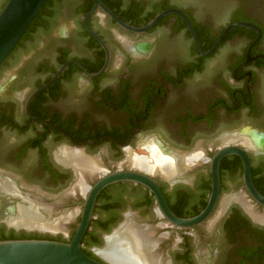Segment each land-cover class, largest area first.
<instances>
[{"label":"flooded vegetation","instance_id":"flooded-vegetation-1","mask_svg":"<svg viewBox=\"0 0 264 264\" xmlns=\"http://www.w3.org/2000/svg\"><path fill=\"white\" fill-rule=\"evenodd\" d=\"M100 2L132 27L145 25L157 11L175 9L188 20L202 52L233 23L255 29L233 27L201 55L175 14L135 34L97 8L85 26L104 45L107 65L87 77L84 72L99 71L106 57L82 23L92 0L47 1L0 64V180L8 178L18 191H0V235L68 242L95 181L124 171L153 180L168 210L191 218L208 201L211 163L223 149L246 156L251 185L264 198V0ZM67 61L75 64L38 90ZM33 92L27 116L25 103ZM152 137L159 152L175 159L178 175L165 178L129 166L130 156L144 157L134 153L147 152ZM63 151L98 162L100 169L84 175L82 188L79 171L60 160ZM6 169L18 176L12 179ZM18 179L36 186H18ZM217 179L209 217L188 228L169 225L145 187L127 181L106 185L95 196L82 240L103 242L120 223L151 225L160 239V264H264V223L253 218L263 216L264 207L245 189L241 157L221 156ZM26 199L38 203L44 216L42 207L61 221L73 216L61 231L16 229L4 219L17 216ZM95 248L80 245L90 258L111 264Z\"/></svg>","mask_w":264,"mask_h":264},{"label":"water","instance_id":"water-1","mask_svg":"<svg viewBox=\"0 0 264 264\" xmlns=\"http://www.w3.org/2000/svg\"><path fill=\"white\" fill-rule=\"evenodd\" d=\"M47 0H6L2 8L0 9V64L9 55L12 49L15 47L17 42L20 40L32 20L35 18L37 13L41 10L42 6ZM93 6L91 10L83 17L82 23L85 30L101 45L106 53L105 61L99 71L93 74L84 72L87 77H95L103 72L107 65V52L104 45L101 43L99 38L85 26V19L88 15L94 12L97 8L100 9L106 16L112 19L115 24L124 31H129L135 34L143 33L152 28L160 19L168 14L177 15L185 24L191 40L201 55H207L213 51L218 44L222 36L231 28L236 26L251 27L253 26L241 22L233 23L222 31L219 37L216 39L213 46L207 51L202 52L199 48L196 36L191 28L188 20L185 16L175 10L167 9L155 14L145 25L141 27H132L126 23L121 22L114 14H112L100 0H92ZM68 64H75L73 61H67L60 65L55 73L51 75L46 83H44L38 90L43 89L53 79H55ZM36 90L35 92H37ZM33 92L25 103V112L29 116L27 106L30 99L35 94ZM153 139V137L151 138ZM234 153L241 157L243 163V182L248 194L255 200L259 205L264 207V198L261 197L252 187L249 175V162L246 156L240 150L234 149H223L216 154L211 163V190L208 201L204 208L195 216L191 218H177L167 208L162 194L158 187L155 185L153 180L150 178L134 173L131 171H124L119 173H112L106 175L95 181L94 185L89 189L86 196L85 202L82 205L79 220L75 226L73 234L71 235L68 242H58L53 240H42V239H15V240H0V264H101L94 259L86 256L80 249V241L87 228L89 220L91 218V211L93 202L97 193L106 185L127 181L131 183L139 184L145 187L153 196L157 210L162 215L164 220L171 226L178 228H188L196 226L206 220L214 205L217 196L218 179H217V162L218 159L225 155ZM148 159V158H147ZM127 217V216H126ZM117 225L109 234L103 236L102 246L95 248L94 252L98 255V251L102 250L106 245V239L111 236L121 225ZM148 226L151 225H139ZM155 227V226H154ZM18 229V228H16ZM99 256V255H98ZM100 257V256H99Z\"/></svg>","mask_w":264,"mask_h":264},{"label":"bare ground","instance_id":"bare-ground-1","mask_svg":"<svg viewBox=\"0 0 264 264\" xmlns=\"http://www.w3.org/2000/svg\"><path fill=\"white\" fill-rule=\"evenodd\" d=\"M145 147L149 152L150 158L153 160V164H149L146 157L133 159V156H130L128 158L129 166L140 168L152 174H159L165 178H172L178 175V167L175 159L159 152L154 146L153 139ZM134 158L136 157L134 156ZM60 160L65 164H73L74 168L79 171L80 181L77 187L80 188L84 186V175H93L100 169L97 161H88L82 155L75 152L63 151ZM182 163V168L184 169L186 165L184 161ZM0 191L6 194L18 195L15 184L8 178L0 180ZM26 200L28 204L22 205L18 203L17 216L9 219V224L12 227L48 230L52 232L61 231L64 230L65 224L73 216L72 214H68L65 218L63 217L64 221L60 220L62 218H56L53 221L50 218L52 213L51 208L42 207V210L46 213L44 216L39 211V207L41 206L38 203L36 204L32 200ZM240 202L245 204V201L242 202L241 200ZM253 218L264 223V215H253ZM122 224L114 232L115 234L113 233V235L106 239V245L102 250L98 251V255L111 264H160V254L157 246L160 239L155 237V229L152 227L138 226L134 223H128L121 228L123 226Z\"/></svg>","mask_w":264,"mask_h":264},{"label":"trees","instance_id":"trees-1","mask_svg":"<svg viewBox=\"0 0 264 264\" xmlns=\"http://www.w3.org/2000/svg\"><path fill=\"white\" fill-rule=\"evenodd\" d=\"M47 1H49V0H47ZM47 1L44 3V5L42 6V8H41V10L43 9V8H45V4L47 3ZM4 5V2H1V4H0V9L2 8V6ZM41 10L37 13V15L35 16V18L32 20V22L30 23V25L28 26V28L29 27H31V25H32V23L37 19V16L39 15V13L41 12ZM161 11H163V10H161ZM160 11V12H161ZM157 13H159L158 11L157 12H155L154 14H153V16L155 15V14H157ZM153 16H151V18L153 17ZM151 18H149V20L151 19ZM148 20V21H149ZM147 21V22H148ZM28 28L26 29V30H28ZM26 32V31H25ZM25 34V33H24ZM23 36V35H22ZM22 38V37H21ZM21 38H20V40H21ZM19 40V41H20ZM18 41V42H19ZM18 44V43H17ZM16 44V45H17ZM15 45V46H16ZM14 235V234H13ZM13 235H10V236H6V235H0V240H15V237L13 236ZM83 238V237H82ZM27 239V238H26ZM42 240H50V239H42ZM54 241V240H53ZM84 243V245L88 248V247H97V248H99L101 245H102V242H101V240H97V239H93L90 243H85L82 239H81V241H80V245L81 244H83ZM82 251V250H81ZM83 252V251H82ZM84 253V252H83ZM85 254V253H84ZM86 256H87V254H85ZM89 257V256H88Z\"/></svg>","mask_w":264,"mask_h":264},{"label":"rangeland","instance_id":"rangeland-1","mask_svg":"<svg viewBox=\"0 0 264 264\" xmlns=\"http://www.w3.org/2000/svg\"><path fill=\"white\" fill-rule=\"evenodd\" d=\"M1 1H2V0H0V2H1ZM149 142H150V141L148 140V141L146 142V144L149 143ZM147 152H148V151H147ZM147 152H146V151L142 152V151L136 150L134 154L139 155V156H144V157L148 158V160H149V159H151V158H150L149 152H148V153H147ZM4 171H5L6 173L10 174V177H11L12 179H13L15 176H18L17 172L14 171V170H9V169L7 170V169H6V170H4ZM16 184H17L18 186H23V187H24V186H27V185H28V186H29V185L36 186V183H34V184H27V182L24 183L22 179H21V180L18 179L17 182H16ZM29 187H30V186H29ZM17 204H18V203H17ZM55 213H56V212H53V215H51V218H52V219H55L56 217H58V215H57V214L55 215ZM9 216H12V215H8V217H9ZM7 220H8V219H4V221H5L6 223L9 222V220H8V221H7ZM0 227H1V225H0Z\"/></svg>","mask_w":264,"mask_h":264}]
</instances>
